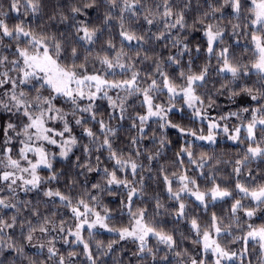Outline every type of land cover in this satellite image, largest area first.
I'll return each mask as SVG.
<instances>
[{
	"label": "snow or ice",
	"instance_id": "6c2138e0",
	"mask_svg": "<svg viewBox=\"0 0 264 264\" xmlns=\"http://www.w3.org/2000/svg\"><path fill=\"white\" fill-rule=\"evenodd\" d=\"M193 3H0V264H264V0Z\"/></svg>",
	"mask_w": 264,
	"mask_h": 264
},
{
	"label": "trees",
	"instance_id": "16d2710c",
	"mask_svg": "<svg viewBox=\"0 0 264 264\" xmlns=\"http://www.w3.org/2000/svg\"><path fill=\"white\" fill-rule=\"evenodd\" d=\"M7 2L8 0H0V3H3L5 5V8L7 7ZM47 2V8L46 11L50 12L53 5L55 4L56 0H46ZM193 14H195V0L193 3ZM47 17H45L46 21ZM33 23H36V21H33ZM194 36L198 40L200 38V35L198 33H194ZM195 43V41H194ZM200 61H198L199 63ZM227 100L224 98H221L218 103L220 104V112L219 113H226L228 110L235 109V107H231V105H225ZM215 115H218V112L215 111ZM172 119L174 122L180 123L185 127H192V128H199L201 127V123L199 121L193 120L190 115L188 114L187 110L184 113H175L172 116ZM153 128L156 127L155 124L152 125ZM127 129V123L125 124V130ZM126 131L121 133L122 138L126 135ZM168 138L172 141V144L165 149L162 158H161V163H164L166 160H170L173 158V154L175 151L178 150L179 146L185 142V140H191V137H181L180 134L174 130V129H169L168 130ZM195 151L199 153L200 151H209V152H215L217 155H220L227 159L228 157L232 156L235 151L237 150V146L232 144L231 141L227 140L223 135L218 137V144L216 145H209L201 141H195ZM78 154V153H77ZM55 167L57 169L60 168H67L68 167V162L64 161H57L55 164ZM153 187H157L155 184H153ZM33 194H29L27 197L24 196L23 193H21L22 198H32ZM103 203L106 204L109 208L113 210L114 213V223L116 226H120L122 223L127 222V218L124 215H121L119 212H117V209L120 207L118 200L116 198L110 197L105 195L103 198ZM223 204V202H218V206L215 208V210L219 213H221L224 209H226L229 205H223V208L220 207L219 205ZM169 207H171V204L169 203ZM169 224L168 227L171 228V218H168ZM260 221L257 220V223ZM180 229L184 230L185 232L187 231V225L186 224H181ZM98 239H102L105 241V243L108 242V240L114 238V235L112 233H106V232H100V234L97 237ZM185 246L188 247L190 250L192 249V245L185 241ZM59 246V245H58ZM251 247V245H250ZM121 248L125 249L126 251L121 252ZM135 250V245L129 242H121L120 245L116 246V252L109 257H106V264H114V257L116 259H120L124 261V264H128L129 258L131 256V251ZM35 249L30 250L31 254H35ZM249 259L252 260V264H257L256 262V256L255 255H250Z\"/></svg>",
	"mask_w": 264,
	"mask_h": 264
},
{
	"label": "rangeland",
	"instance_id": "374dc122",
	"mask_svg": "<svg viewBox=\"0 0 264 264\" xmlns=\"http://www.w3.org/2000/svg\"><path fill=\"white\" fill-rule=\"evenodd\" d=\"M226 102V101H225ZM225 105H230L228 102H226V103H224ZM231 107H235V109H231V110H236V108L238 107V105H231ZM216 112H220V109L218 110V111H216ZM213 116H216L215 115V111H213L212 113H211ZM233 123H236V121L235 120H233L232 121ZM129 243H131V242H129Z\"/></svg>",
	"mask_w": 264,
	"mask_h": 264
}]
</instances>
